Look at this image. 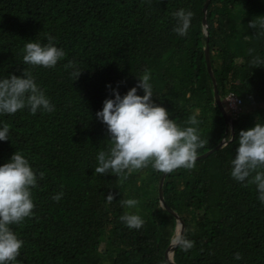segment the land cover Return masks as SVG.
I'll return each mask as SVG.
<instances>
[{
    "label": "trees",
    "instance_id": "16d2710c",
    "mask_svg": "<svg viewBox=\"0 0 264 264\" xmlns=\"http://www.w3.org/2000/svg\"><path fill=\"white\" fill-rule=\"evenodd\" d=\"M206 2L0 0V77L31 72L55 106L52 112L33 115L25 108L0 116L10 129L0 141V164L19 150L43 173L32 189L33 215L12 226L24 241L21 264H171L166 251L178 220L160 201L164 173L151 165L126 178L94 172L96 154L110 147L96 112L111 88L123 96L145 70L153 102L179 126L198 130L204 143L197 157L214 150L192 169L177 168L164 179L165 204L193 241L188 250L177 246L172 262L264 264V205L254 184L230 176L239 131L264 123V63H253L255 57L264 61V30L249 25L264 16V0H211L205 14ZM180 8L193 12L184 37L172 30V13ZM49 37L65 57L54 68L24 64L25 42ZM207 43L224 107L228 94L253 106L236 114L225 107L231 123L215 101ZM193 115L195 125L189 123ZM128 198L138 201L132 211L143 219L140 229L120 220L127 210L121 201Z\"/></svg>",
    "mask_w": 264,
    "mask_h": 264
},
{
    "label": "clouds",
    "instance_id": "9594fccd",
    "mask_svg": "<svg viewBox=\"0 0 264 264\" xmlns=\"http://www.w3.org/2000/svg\"><path fill=\"white\" fill-rule=\"evenodd\" d=\"M175 19L173 31L181 37L187 36L191 27L193 12L180 8L172 13ZM251 20L249 25L264 30V16ZM49 37L46 43L28 40L23 47L22 62L33 67L54 68L66 53ZM251 51V50H249ZM253 63H264L255 57ZM67 66H72L69 61ZM81 70L74 71L78 77ZM137 83L122 96L117 88H111V98H105L102 109L96 118L106 125L110 147L96 154L97 174H115L125 177L134 170L151 165L153 170L170 173L177 168L192 169L197 159V150L203 146L198 130L192 126L181 127L169 112L153 102V86L150 73L145 70L136 76ZM140 89L143 95H138ZM27 108L29 113L54 111V104L45 91L37 84L31 72L23 69L22 76L9 74L0 77V116L15 114ZM189 123L196 124L193 115ZM9 126L0 121V141L9 137ZM230 176L237 182L255 185L257 199L264 205V123L239 131L235 156L230 161ZM43 173H37L28 158L19 150L0 164V264H21L17 257L24 241L13 230L26 218L33 215L34 203L32 189L37 187ZM63 193L52 196L59 201ZM109 193L105 199L113 201ZM122 206L127 210L120 220L132 229H140L141 216L132 211L138 201L134 198L123 199ZM173 244L183 250L192 247L193 241L174 235ZM239 261V252L233 254Z\"/></svg>",
    "mask_w": 264,
    "mask_h": 264
},
{
    "label": "water",
    "instance_id": "95a60500",
    "mask_svg": "<svg viewBox=\"0 0 264 264\" xmlns=\"http://www.w3.org/2000/svg\"><path fill=\"white\" fill-rule=\"evenodd\" d=\"M211 0H207L206 4H205V7H204V12L205 14L207 13V10H208V6L210 4ZM203 23L206 25L207 22H206V17H204V20H203ZM205 55H206V60H207V66H208V71L212 77V80H213V83H214V96H215V101H216V104L218 105V107L220 108L221 112L223 113L226 121L228 123H231L232 120L230 119V117L228 116V113L223 105V102L219 96V93H218V88H217V85H216V80H215V77H214V74H213V71H212V67H211V62H210V57H209V45L207 43V46H206V50H205ZM214 150H211L210 152L202 155V156H199L197 157V159H200V158H203V157H207L208 155H210ZM167 173H164L162 178H161V181H160V184H159V197H160V201L162 203V205L167 209L169 210V212H171L175 218L178 220V225H177V236H182L184 237V231H185V225H184V222L183 220L176 214L174 213L171 209H169L166 204H165V201H164V197H163V183H164V179L166 177ZM177 248V245L175 244H171L170 247L167 249L166 251V259L171 262V264H174L172 262V258H173V254H174V251L175 249Z\"/></svg>",
    "mask_w": 264,
    "mask_h": 264
},
{
    "label": "built area",
    "instance_id": "2783aa9c",
    "mask_svg": "<svg viewBox=\"0 0 264 264\" xmlns=\"http://www.w3.org/2000/svg\"><path fill=\"white\" fill-rule=\"evenodd\" d=\"M224 103L226 109L232 114L240 112L243 107V100L235 94H228L224 100Z\"/></svg>",
    "mask_w": 264,
    "mask_h": 264
},
{
    "label": "rangeland",
    "instance_id": "374dc122",
    "mask_svg": "<svg viewBox=\"0 0 264 264\" xmlns=\"http://www.w3.org/2000/svg\"><path fill=\"white\" fill-rule=\"evenodd\" d=\"M252 107L253 106H250V105H248V104L245 103L244 104V107H243V110L247 111V110L252 109ZM144 171H145V168H142L141 172L144 173Z\"/></svg>",
    "mask_w": 264,
    "mask_h": 264
}]
</instances>
